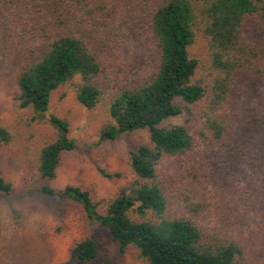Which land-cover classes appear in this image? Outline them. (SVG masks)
Returning a JSON list of instances; mask_svg holds the SVG:
<instances>
[{
  "label": "trees",
  "instance_id": "1",
  "mask_svg": "<svg viewBox=\"0 0 264 264\" xmlns=\"http://www.w3.org/2000/svg\"><path fill=\"white\" fill-rule=\"evenodd\" d=\"M5 15L20 22L18 106L30 111L29 125L54 132L37 152L40 180H53L75 149L68 123L48 114L52 93L70 85L91 110L106 88L108 54L139 46L151 65L112 94L99 131L104 143L147 130L150 145L127 152L133 180L103 208L73 185H42L44 194L80 205L120 253L132 247L143 264H264V0H0ZM240 91L257 106L239 108ZM171 119L180 121L163 125ZM12 140L0 125V146ZM11 191L0 176V194ZM96 257L85 237L68 264Z\"/></svg>",
  "mask_w": 264,
  "mask_h": 264
},
{
  "label": "rangeland",
  "instance_id": "2",
  "mask_svg": "<svg viewBox=\"0 0 264 264\" xmlns=\"http://www.w3.org/2000/svg\"><path fill=\"white\" fill-rule=\"evenodd\" d=\"M13 16L0 17V125L13 135L10 144L0 146V176L12 185L9 195L0 194V264H68V251L77 241L91 237L97 257L90 264L105 259L112 264H143L137 251L130 247L120 253L115 243L97 224L90 222L80 205L44 194L40 187L55 190L67 185L87 190L103 208L119 188L134 178L127 164V152L140 145H150L147 130L119 135L99 143V131L108 119L106 105L119 86L141 81L150 72L144 48L126 45L108 54L104 61L106 88L100 102L91 110L76 102L70 85H63L50 97L48 114L64 119L75 149L62 156L51 181L36 178V156L40 147L53 138L47 123L29 125L30 111L21 109L14 72L19 47L20 22ZM18 25V27H16ZM195 47L194 53H201ZM239 108H254L257 98L237 92ZM171 119L164 126L179 122ZM99 169L108 174L104 178Z\"/></svg>",
  "mask_w": 264,
  "mask_h": 264
}]
</instances>
